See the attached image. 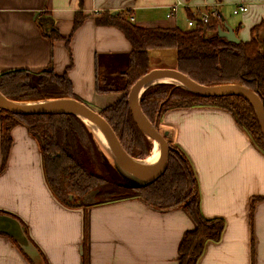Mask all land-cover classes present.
Instances as JSON below:
<instances>
[{
  "label": "crops",
  "instance_id": "crops-1",
  "mask_svg": "<svg viewBox=\"0 0 264 264\" xmlns=\"http://www.w3.org/2000/svg\"><path fill=\"white\" fill-rule=\"evenodd\" d=\"M242 6L248 10L234 13ZM106 14H123L144 28L183 30L209 15L247 42L264 23V0H0V73L52 65L68 75L83 102L101 110L122 93L98 91V80L107 84L124 73L132 53L119 27L96 23ZM79 15L85 20L74 31ZM53 33L61 38L51 40ZM160 122L194 167L202 213L225 220L221 240L206 245L198 264H264V153L221 109L171 110ZM1 135L0 125V168ZM12 137L0 173V212L23 221L46 264H178L180 244L194 228L183 207L159 210L138 198L67 207L46 182L37 140L22 125ZM0 264L31 263L12 238L0 234Z\"/></svg>",
  "mask_w": 264,
  "mask_h": 264
},
{
  "label": "trees",
  "instance_id": "trees-1",
  "mask_svg": "<svg viewBox=\"0 0 264 264\" xmlns=\"http://www.w3.org/2000/svg\"><path fill=\"white\" fill-rule=\"evenodd\" d=\"M84 20L83 15L76 17L74 31ZM96 23L119 27L132 45L129 70L121 74L125 84L115 89L100 78L97 90L122 93L100 114L111 125L126 152L134 158L142 160L149 155L153 142L135 122L128 94L138 79L153 70L150 66L152 49H175L176 66L172 69L208 87L244 86L255 92L264 106V23L252 29L250 41L238 43L219 35L221 23L217 17H210L207 25L198 23L189 30L144 28L129 22L123 14H106L98 17ZM58 38H61L58 33L50 37L51 40ZM0 92L17 102L82 101L75 94L68 75L56 73L52 65L40 71L13 69L0 73ZM195 107L229 112L264 153V134L258 114L244 96L204 97L182 86L161 83L148 87L140 98V108L153 124L171 110ZM0 125V173L6 168L13 146L12 130L22 125L37 140L46 182L63 205L77 207L86 195L97 191L94 205L138 198L159 210L183 207L194 221V228L185 234L180 244L178 264H198L206 245L221 240L225 220L204 216L194 167L185 152L171 141H168L169 157L164 173L154 182L141 184L121 171L85 122L74 114L18 115L0 108Z\"/></svg>",
  "mask_w": 264,
  "mask_h": 264
},
{
  "label": "water",
  "instance_id": "water-1",
  "mask_svg": "<svg viewBox=\"0 0 264 264\" xmlns=\"http://www.w3.org/2000/svg\"><path fill=\"white\" fill-rule=\"evenodd\" d=\"M218 32L220 36L225 37L231 42H240L235 31L227 24H224L223 27L219 26ZM160 76L174 77L182 81L186 86V89L204 97L226 95L244 96L254 105L264 134V106L255 92L241 85L208 87L194 81L181 71L172 68H159L150 71L135 82L128 94L129 107L135 122L150 139L158 142L161 146V160L158 166L153 170L145 169L140 163V159L129 155L123 148L111 125L100 114V111L94 110L85 102L77 99H56L33 103H19L7 99L0 92V108L18 115L71 113L77 117H79V115L86 116L96 122L104 131L114 151V154L111 153L113 161L121 171L141 184H148L157 180L164 173L168 165L169 133L166 131L161 133L160 130L145 116L140 108V98L143 93L138 98V92L150 81ZM122 161L125 162L129 171L121 164ZM96 193L97 191H92L84 197L83 203L78 202L76 206L81 207L82 204L92 205L96 203ZM0 234L12 238L34 264H46L43 255L33 243L31 236L27 232L25 224L17 216L6 212H0Z\"/></svg>",
  "mask_w": 264,
  "mask_h": 264
},
{
  "label": "bare ground",
  "instance_id": "bare-ground-1",
  "mask_svg": "<svg viewBox=\"0 0 264 264\" xmlns=\"http://www.w3.org/2000/svg\"><path fill=\"white\" fill-rule=\"evenodd\" d=\"M157 83H170V84H175L178 86L186 87L184 83L174 77L171 76H160L155 78L154 80L150 81L148 84H146L144 87H142L139 92H138V98L141 96V94L151 85H155ZM79 118L85 122V124L89 127V129L92 131L93 135L97 138L99 143L103 146L106 147L110 154H114L113 148L108 141L104 131L102 128L94 121L91 119L87 118L84 115H79ZM153 147L151 149V152L149 155H147L144 159L140 160V163L142 166L147 169V170H153L155 169L160 160H161V146L158 142L153 141ZM159 150V151H158ZM121 164L125 167L126 170L129 171V168L126 166L125 162L122 161Z\"/></svg>",
  "mask_w": 264,
  "mask_h": 264
},
{
  "label": "rangeland",
  "instance_id": "rangeland-1",
  "mask_svg": "<svg viewBox=\"0 0 264 264\" xmlns=\"http://www.w3.org/2000/svg\"><path fill=\"white\" fill-rule=\"evenodd\" d=\"M190 29H192V28H190ZM162 53V54H161ZM150 62H151V64H150V66H151V68H173V67H175L176 66V50L175 49H170V50H162V49H152V50H150ZM129 64H128V66H127V69H125V72L126 71H128L129 70ZM154 70V69H153ZM117 77H111V82H109V83H111L112 85H111V87L112 88H121L122 86H123V84H125V79L123 78V76L121 75V74H118L117 73V75H116ZM157 84H161V83H157ZM167 84H170V83H167ZM156 85V84H155ZM152 86V85H151ZM150 87V86H149ZM102 92V91H101ZM76 94V93H75ZM80 98V97H79ZM81 99V98H80ZM82 100V99H81ZM15 102H17V101H15ZM34 102H40V101H34ZM116 102V101H115ZM115 102H113V103H115ZM19 103H33V102H28V101H20ZM113 103H111V104H108L106 107H108V106H110V105H112ZM91 108H93L94 110H97V111H101L102 109H104V108H106V107H104V108H101V110L99 109V107H97V109L96 108H94V105L92 104V103H87ZM159 130H160V132L161 133H164L165 132V130H164V128L161 126V122H160V120H155V124H154ZM15 128V127H14ZM13 128V129H14ZM29 133V132H28ZM168 141H170L169 139H168ZM99 142V141H98ZM101 147L103 148V149H105L109 154H110V152L107 150V148L106 147H103L102 145H101ZM151 147H153V143H152V146ZM159 151V150H158ZM111 155V154H110ZM113 158V157H112ZM36 160V164H37V166L39 165V160H38V158H36L35 159ZM124 169V168H123ZM125 170V169H124ZM21 175H23V174H21ZM7 197H9V195L7 196ZM9 198H12V195L9 197ZM8 199V198H7ZM15 201L17 202V198L15 199ZM15 203V202H14ZM17 204V203H16ZM81 222H82V220H81ZM83 238V235H81L80 236V239H82Z\"/></svg>",
  "mask_w": 264,
  "mask_h": 264
},
{
  "label": "built area",
  "instance_id": "built-area-1",
  "mask_svg": "<svg viewBox=\"0 0 264 264\" xmlns=\"http://www.w3.org/2000/svg\"><path fill=\"white\" fill-rule=\"evenodd\" d=\"M172 10H174V9H172ZM247 10H248L247 7L242 6V7H239L238 9H236V10L234 11V13H238L239 11H241V12H245V11H247ZM131 21H133V19H131ZM209 21H210V16L207 15V16H203V17H201V19H200L199 21H196V20H191V21H189L188 25H189L190 27L196 26L198 23H201V24H203V25H207V24L209 23ZM196 22H198V23L196 24Z\"/></svg>",
  "mask_w": 264,
  "mask_h": 264
}]
</instances>
